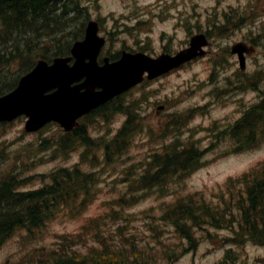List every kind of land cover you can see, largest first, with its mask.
<instances>
[{"label": "rangeland", "instance_id": "obj_1", "mask_svg": "<svg viewBox=\"0 0 264 264\" xmlns=\"http://www.w3.org/2000/svg\"><path fill=\"white\" fill-rule=\"evenodd\" d=\"M99 3V7L91 8V13L93 17L105 18L106 28L116 31L108 45L111 53L121 50L124 45L139 49L144 44L146 50L151 51L147 53L155 55L166 43L168 50L177 51L184 48L199 29L203 32L209 29L212 35L209 54L167 77L146 80L124 96V103L132 107L133 124L138 131L130 138L127 151L105 166L101 165L104 153L100 154L99 150L87 153L81 162L84 147L67 153L41 149L40 143L44 138L51 143L63 134L59 126L53 125L39 134H31L25 132V118L0 125V143L3 144L0 146L3 153H0V175L19 172L31 178L27 189H34L43 184L42 175L80 163L85 170H94L99 178L89 205L80 211H58L53 219L34 233L16 232L0 248V264L7 260L20 264L18 261L31 251L58 248L63 236L74 237L78 233L81 237L74 239L78 241L76 247L71 243L66 245L75 247L82 255L101 244L114 248L133 245L149 252L152 256L149 261L167 264V257L162 254L165 246L172 251L188 246L180 234L160 220L164 205L176 198L201 192L213 198L214 193L225 188L231 178L264 160V145L233 154L229 142L224 141L206 153L203 167L188 177L184 185L170 186L161 194L144 190L137 183L149 158L170 145L171 131L179 122H185L180 137L188 142L195 141L206 138L202 131L204 127L226 117H234L243 108L242 99L247 105L259 102V92L252 88L241 92L244 88L235 84L248 77L252 80L250 82L264 89V74L261 78L252 79L258 71L264 70V0H100ZM132 15H135L132 24L140 19L146 22L131 34L119 33L115 19ZM212 24L217 26L216 31L210 28ZM238 42L253 48L247 54L246 71L240 70L238 58L230 53L231 47ZM216 71L211 79L212 72ZM226 89L238 90L241 95L218 101L216 95L222 91V97ZM162 104L169 107L159 114L156 108ZM191 109L198 110L192 118L174 116V113H188ZM127 119L126 113H115L110 123H102L103 118L98 116L85 123L94 120L89 129L91 135L106 143L114 138ZM94 153L100 155L102 161L94 162ZM132 196H138L132 205L119 203L121 198ZM96 218L100 219L99 226L93 224L89 227ZM230 235L228 230L214 228L209 232L198 231L199 242L195 250L185 252L175 264H217L225 253L226 245L230 244L223 243V239ZM233 248L238 253L236 264H264V247L251 242L244 246L234 244Z\"/></svg>", "mask_w": 264, "mask_h": 264}, {"label": "trees", "instance_id": "obj_2", "mask_svg": "<svg viewBox=\"0 0 264 264\" xmlns=\"http://www.w3.org/2000/svg\"><path fill=\"white\" fill-rule=\"evenodd\" d=\"M67 2L70 1L0 0V95L15 88L19 78L30 71L39 58L51 60L69 54L72 38V33H69L70 16L83 12L85 8L69 5ZM262 73L264 72L258 74L255 79ZM249 86L257 89L253 82ZM117 105L111 108H115L113 112L131 113L129 106ZM102 111L103 109L99 112ZM130 122L131 119L119 135L105 145L106 164L112 163L116 157L126 152L130 138L135 134L133 128L128 126ZM171 132V138L175 139L171 143L173 148L170 150V144L153 154L148 163L146 162L144 172L139 178V183L145 190H158L164 194L170 185H181L179 182L185 184L187 178L204 165L203 157L210 149L203 150L194 144L186 143L180 137L182 131L179 125ZM228 136L235 141L234 152L255 148L264 141V94L260 102L246 109L242 117L234 122ZM238 143L243 147H236ZM95 144L97 141L91 139L86 127L80 126L74 133L64 134L51 143L44 138L40 147L45 151L51 149L67 153L81 146L92 148ZM41 179V186L26 190L30 178L24 177L23 174L8 172L0 176V248L19 229L42 228L58 211L64 209L71 212L84 209L92 202L94 186L99 183L94 170L85 171L78 165L74 168H60L49 175H42ZM227 188L228 191L214 193L213 198L201 192L176 198L164 205L160 220L168 223L173 231L180 234L188 246L176 251L171 248L167 250L165 246L162 254L167 257V264H175L185 252L195 250L199 242L198 231L209 232L212 228L229 229L233 234L231 240L237 243L244 241L243 238H250L255 244L264 246V161L241 177L231 179ZM137 199L135 196L122 198L119 203L132 205ZM99 220L94 219L89 227L93 224L99 226ZM74 242L73 238H67L68 244ZM236 257L238 253L232 248L216 263L236 264ZM150 258L152 256L149 252L133 245L114 248L101 244L98 248H91L88 254L82 255L75 249H67L65 243H62L60 248L54 250H33L18 262L155 264L156 261L148 260ZM3 264H13V261L7 260Z\"/></svg>", "mask_w": 264, "mask_h": 264}, {"label": "water", "instance_id": "obj_3", "mask_svg": "<svg viewBox=\"0 0 264 264\" xmlns=\"http://www.w3.org/2000/svg\"><path fill=\"white\" fill-rule=\"evenodd\" d=\"M98 31V25L91 22L86 39L77 42L72 50L76 58L73 66L69 65L72 58L56 59L52 65L41 60L21 78L14 91L0 97V122H11L25 115L28 132H37L51 122L71 131L79 118L141 83L145 72L149 73V79L164 75L204 55L202 47L208 43L200 35L176 56L153 59L143 53H124L120 61L99 66L97 58L105 41ZM233 52L239 54L244 68V47L238 45Z\"/></svg>", "mask_w": 264, "mask_h": 264}, {"label": "flooded vegetation", "instance_id": "obj_4", "mask_svg": "<svg viewBox=\"0 0 264 264\" xmlns=\"http://www.w3.org/2000/svg\"><path fill=\"white\" fill-rule=\"evenodd\" d=\"M167 52V51H166Z\"/></svg>", "mask_w": 264, "mask_h": 264}]
</instances>
